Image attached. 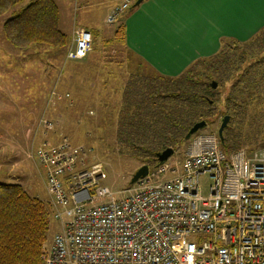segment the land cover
Listing matches in <instances>:
<instances>
[{
  "label": "built area",
  "instance_id": "obj_1",
  "mask_svg": "<svg viewBox=\"0 0 264 264\" xmlns=\"http://www.w3.org/2000/svg\"><path fill=\"white\" fill-rule=\"evenodd\" d=\"M132 3L119 0L106 21ZM92 44L91 31L77 30L66 58H84ZM68 144L44 143L30 156L45 170L59 225L42 264H264V147L226 151L217 132H196L169 178L151 182L161 163L113 191L101 165L80 168L85 150Z\"/></svg>",
  "mask_w": 264,
  "mask_h": 264
},
{
  "label": "rangeland",
  "instance_id": "obj_2",
  "mask_svg": "<svg viewBox=\"0 0 264 264\" xmlns=\"http://www.w3.org/2000/svg\"><path fill=\"white\" fill-rule=\"evenodd\" d=\"M29 1L0 15V182H17L29 194L44 201L49 199L45 170L30 156L41 144L55 145L66 139L68 145L85 150L80 168L100 164L106 174L103 184L113 191L128 188L132 173L143 164L119 154L114 143L121 89L135 62V56L123 49L114 36L126 11L115 21L107 22V15L119 0H55L60 9L59 27L69 40L66 48L46 44L17 48L5 38L2 25ZM135 1L132 0L133 6ZM71 23L98 32L94 50L84 58H66L76 30L67 31ZM142 69L143 73H151L147 66ZM138 71L140 68L136 67L135 72ZM256 103L248 104L243 122L242 116L230 122L232 141L222 144L224 150L228 145L247 152L264 147V97ZM219 125L218 119L197 132H216ZM190 138L173 148L163 162L167 166L164 174L153 176L151 182L169 178L172 167L180 168ZM208 184L209 179L203 175L200 185L204 193ZM57 230L58 221L50 215L45 248Z\"/></svg>",
  "mask_w": 264,
  "mask_h": 264
},
{
  "label": "trees",
  "instance_id": "obj_3",
  "mask_svg": "<svg viewBox=\"0 0 264 264\" xmlns=\"http://www.w3.org/2000/svg\"><path fill=\"white\" fill-rule=\"evenodd\" d=\"M23 1L0 0V15ZM2 30L17 48L33 44L66 48L69 42L59 28L54 0H30L3 22ZM91 33L94 43L98 32ZM114 36L124 43L123 22ZM145 66L131 73L121 89L114 143L119 154L147 164L150 170L158 165L156 153L184 143L198 121L210 125L228 115L221 145L232 141L230 122L240 116L243 122L248 104H258L264 97V27L247 42L221 39L217 52L195 59L174 76L143 73ZM211 80L217 83L215 88ZM50 215L49 199L29 194L17 182H0V264H42Z\"/></svg>",
  "mask_w": 264,
  "mask_h": 264
},
{
  "label": "crops",
  "instance_id": "obj_4",
  "mask_svg": "<svg viewBox=\"0 0 264 264\" xmlns=\"http://www.w3.org/2000/svg\"><path fill=\"white\" fill-rule=\"evenodd\" d=\"M123 23L122 48L135 56L128 73L145 64L174 76L195 59L217 52L223 38L249 41L264 27V0H142ZM80 29L96 31L73 23L67 31Z\"/></svg>",
  "mask_w": 264,
  "mask_h": 264
},
{
  "label": "water",
  "instance_id": "obj_5",
  "mask_svg": "<svg viewBox=\"0 0 264 264\" xmlns=\"http://www.w3.org/2000/svg\"><path fill=\"white\" fill-rule=\"evenodd\" d=\"M142 0H136L134 5H138ZM211 85L213 88L216 87L217 83L215 81H211ZM229 120V116L228 115H224L221 120H220V125L217 128V135L220 139V141H223V129L224 127L227 125V122ZM206 126V121L205 120H201L198 121L196 123H194L189 130L187 131L185 138L188 139L190 138V136L194 133H196L198 130L204 128ZM173 148L172 147H166L165 149H163L160 152L156 153V159L158 164L163 163L172 153H173ZM149 170V166L147 164H143L140 167H138L131 175L130 179H129V184H133L135 183L138 179L144 178Z\"/></svg>",
  "mask_w": 264,
  "mask_h": 264
}]
</instances>
